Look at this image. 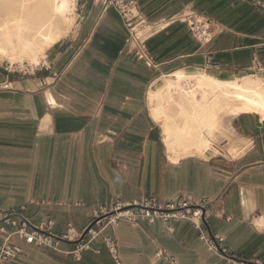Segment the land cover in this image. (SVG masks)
<instances>
[{"label": "crops", "instance_id": "crops-1", "mask_svg": "<svg viewBox=\"0 0 264 264\" xmlns=\"http://www.w3.org/2000/svg\"><path fill=\"white\" fill-rule=\"evenodd\" d=\"M136 1L154 28L146 44L156 67L130 47L114 6L82 0L78 27L50 49L42 72L0 68V213L25 208L34 224L53 221L61 235L69 226L83 232L116 200H205L201 230L188 220L171 234L160 221H122L104 236L122 264H170L159 250L179 264H226L206 246L211 234L237 259L264 264V118L221 95L211 154H179L168 148L152 98L176 73L264 86V0ZM192 24L207 26L210 40ZM93 248L77 260L65 253L73 244L63 252L24 245L8 264H114L105 245Z\"/></svg>", "mask_w": 264, "mask_h": 264}, {"label": "bare ground", "instance_id": "bare-ground-1", "mask_svg": "<svg viewBox=\"0 0 264 264\" xmlns=\"http://www.w3.org/2000/svg\"><path fill=\"white\" fill-rule=\"evenodd\" d=\"M75 4L76 0H0V53L21 49L30 56L32 65L39 66L45 49L68 33ZM14 36H18V47ZM182 94H187L190 101L183 102ZM221 95L237 103L239 111L245 108L258 120L264 118V86L246 77L220 81L206 74L176 73L152 95L158 102L155 117L162 121L172 152L205 157L211 154L223 108Z\"/></svg>", "mask_w": 264, "mask_h": 264}, {"label": "built area", "instance_id": "built-area-1", "mask_svg": "<svg viewBox=\"0 0 264 264\" xmlns=\"http://www.w3.org/2000/svg\"><path fill=\"white\" fill-rule=\"evenodd\" d=\"M105 6H114L119 11L129 30L128 44L135 50L138 58L148 66L156 67L146 44L148 37L154 33V28L140 15L137 1L106 0ZM192 30L201 41L206 42L211 38L207 26L192 24ZM5 88L7 89L8 85ZM208 205L209 202L205 200L194 202L188 198H180L177 202L173 200L163 202L154 197H146L133 204L116 200L111 209L101 210L94 223L83 232L69 226L61 235L53 233V221L34 224L25 215V208L6 214L0 213V264L18 261L25 252L24 245L63 252V244H73V249L65 253L77 260L84 252L94 250L93 244H103L112 255L114 264H122L115 240L104 236V231L108 227H115L122 221L132 224L144 221L154 224L160 221L165 231L171 234L175 231V224L178 221L188 220L201 230L207 223ZM203 238L208 249L221 256L226 264H254L237 259L227 248L223 236L211 234L204 235ZM157 256L170 264H179L176 258L165 250H159Z\"/></svg>", "mask_w": 264, "mask_h": 264}, {"label": "rangeland", "instance_id": "rangeland-1", "mask_svg": "<svg viewBox=\"0 0 264 264\" xmlns=\"http://www.w3.org/2000/svg\"><path fill=\"white\" fill-rule=\"evenodd\" d=\"M80 1L82 0H76L75 9L72 12L73 23L70 26L68 33L63 37L62 40L70 38L80 23V18L82 16L80 6L81 4L79 3ZM13 40L15 43V47H18V36H14ZM52 47L45 49L44 55L40 56V65L37 67L32 65L29 58L30 56L28 54L22 53L23 50L9 49V52L7 54L0 53V68L6 70V72H8L9 74H15L18 76H29L33 73L42 72V68H45L44 66H48V63H46V59L48 58L50 49ZM244 109L245 108H241L240 111H243Z\"/></svg>", "mask_w": 264, "mask_h": 264}, {"label": "water", "instance_id": "water-1", "mask_svg": "<svg viewBox=\"0 0 264 264\" xmlns=\"http://www.w3.org/2000/svg\"><path fill=\"white\" fill-rule=\"evenodd\" d=\"M179 199H180V196L177 197V198H175L173 201H174V202H177Z\"/></svg>", "mask_w": 264, "mask_h": 264}]
</instances>
